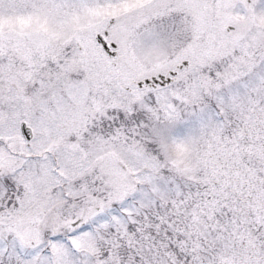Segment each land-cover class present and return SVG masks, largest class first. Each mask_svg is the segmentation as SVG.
<instances>
[{
	"label": "snow or ice",
	"instance_id": "obj_1",
	"mask_svg": "<svg viewBox=\"0 0 264 264\" xmlns=\"http://www.w3.org/2000/svg\"><path fill=\"white\" fill-rule=\"evenodd\" d=\"M0 264H264V0H0Z\"/></svg>",
	"mask_w": 264,
	"mask_h": 264
}]
</instances>
